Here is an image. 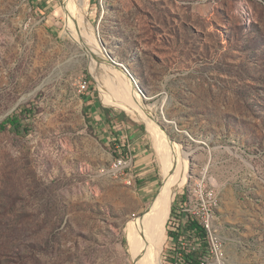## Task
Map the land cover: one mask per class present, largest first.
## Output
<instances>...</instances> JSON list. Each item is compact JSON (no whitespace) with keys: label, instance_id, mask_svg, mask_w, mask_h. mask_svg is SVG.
Wrapping results in <instances>:
<instances>
[{"label":"rangeland","instance_id":"1","mask_svg":"<svg viewBox=\"0 0 264 264\" xmlns=\"http://www.w3.org/2000/svg\"><path fill=\"white\" fill-rule=\"evenodd\" d=\"M78 1L76 33L65 0H0V123L31 111L28 133L0 130V264H135L125 229L165 177L147 123L110 100L112 60L183 151L171 211L205 177L226 264H264V0Z\"/></svg>","mask_w":264,"mask_h":264},{"label":"bare ground","instance_id":"2","mask_svg":"<svg viewBox=\"0 0 264 264\" xmlns=\"http://www.w3.org/2000/svg\"><path fill=\"white\" fill-rule=\"evenodd\" d=\"M64 5L69 27L78 33L83 21L80 14L76 11L81 8L82 4L78 0H65ZM115 70L116 77L121 76L123 81L125 80V84L116 81L114 88L117 93L110 95V100L112 99L129 112L133 114L139 113L142 116L152 131L154 144L162 160L165 177L163 187L154 198L149 210L145 214L130 220L125 229L129 246L135 252V264H158L167 236L165 225H167L170 217L172 202L178 188L184 182V178L188 176V172L182 167L183 151L181 152V146L171 141L166 133L153 121V118L150 117V107L142 102V95L135 87L129 74L122 70V66L120 69L116 68ZM128 95L130 96L128 97ZM117 164L118 159L115 160L111 170ZM113 174L118 175L120 173ZM196 192L197 187L193 192L182 197L192 199L193 194ZM207 230L215 231L214 221H207ZM218 254H220V263L226 264L227 251L223 241L219 244Z\"/></svg>","mask_w":264,"mask_h":264},{"label":"built area","instance_id":"3","mask_svg":"<svg viewBox=\"0 0 264 264\" xmlns=\"http://www.w3.org/2000/svg\"><path fill=\"white\" fill-rule=\"evenodd\" d=\"M79 91L85 92L89 88L87 80L79 82ZM128 161L118 158V164L112 168L111 173H123L128 168ZM197 192L192 199L178 198L176 207H173L168 220L170 244L163 256L162 264H192L194 252H199L198 264H221L218 254L219 244L224 241L218 233L217 215L221 206L220 194L211 187L206 178L197 179ZM195 219L205 231V237L197 236L193 232L184 231V219ZM207 221L215 222V231L207 230ZM185 259L187 261L185 262Z\"/></svg>","mask_w":264,"mask_h":264},{"label":"trees","instance_id":"4","mask_svg":"<svg viewBox=\"0 0 264 264\" xmlns=\"http://www.w3.org/2000/svg\"><path fill=\"white\" fill-rule=\"evenodd\" d=\"M88 109V110H87ZM86 109V112L89 111V107ZM105 111L108 113L109 108H106ZM31 112L28 107H22L21 113L20 114H12L7 116L1 123H0V130L1 131H6L8 129L14 131L17 134H26L30 131L28 125H26L23 122V116L28 115V113ZM184 231L185 232H193L197 236H201L202 238L205 237V231L203 228L200 226V224L193 219L192 217H186L184 219ZM169 235H172V233L169 231ZM200 253L199 252H194L195 258L193 259L192 264H198V257ZM187 259H185V262Z\"/></svg>","mask_w":264,"mask_h":264},{"label":"water","instance_id":"5","mask_svg":"<svg viewBox=\"0 0 264 264\" xmlns=\"http://www.w3.org/2000/svg\"><path fill=\"white\" fill-rule=\"evenodd\" d=\"M107 62H109V61L107 60ZM109 63H110L111 65H113L115 68H118V69H120L121 66H122V70H125V71L129 74L128 69H127L124 65H122L121 63H119V62H117V61H115V60H112V61H110ZM141 95H142V98H145V97H146V96L143 95V94H141Z\"/></svg>","mask_w":264,"mask_h":264},{"label":"crops","instance_id":"6","mask_svg":"<svg viewBox=\"0 0 264 264\" xmlns=\"http://www.w3.org/2000/svg\"><path fill=\"white\" fill-rule=\"evenodd\" d=\"M138 162H139V159L135 160V162H134L135 163V166H138V165L143 166V165H145V164H143L144 162H141V163H138ZM147 165H148V163H147ZM141 168H144V167H141Z\"/></svg>","mask_w":264,"mask_h":264}]
</instances>
